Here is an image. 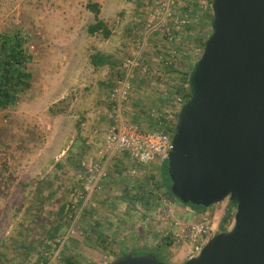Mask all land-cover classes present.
Here are the masks:
<instances>
[{
    "label": "rangeland",
    "instance_id": "rangeland-1",
    "mask_svg": "<svg viewBox=\"0 0 264 264\" xmlns=\"http://www.w3.org/2000/svg\"><path fill=\"white\" fill-rule=\"evenodd\" d=\"M212 1L0 0V39L20 34L31 56L30 88L0 110V264H113L142 251L183 264L232 230L229 200L194 210L162 186L165 166L136 165L107 143L117 119L144 133L150 119L176 125L178 87L212 33ZM90 3L108 39L89 34ZM143 193L154 199L147 207ZM192 225L208 236L176 238Z\"/></svg>",
    "mask_w": 264,
    "mask_h": 264
},
{
    "label": "water",
    "instance_id": "water-1",
    "mask_svg": "<svg viewBox=\"0 0 264 264\" xmlns=\"http://www.w3.org/2000/svg\"><path fill=\"white\" fill-rule=\"evenodd\" d=\"M212 33L188 78L168 157L184 205L229 200L232 230L183 264H264V0H213ZM113 264H167L127 255Z\"/></svg>",
    "mask_w": 264,
    "mask_h": 264
},
{
    "label": "trees",
    "instance_id": "trees-1",
    "mask_svg": "<svg viewBox=\"0 0 264 264\" xmlns=\"http://www.w3.org/2000/svg\"><path fill=\"white\" fill-rule=\"evenodd\" d=\"M88 9L95 14L96 23L88 28L90 35L102 33L108 39L112 32L105 22L99 19L100 6L97 3L88 4ZM25 41L20 34L5 35L0 39V110L14 107L19 101V95L30 88L31 75L27 72V63L31 61V56L27 53L24 47ZM93 63L97 65H105L108 63L107 57L96 55L93 57ZM188 78L189 75L182 79L177 94L181 96L185 102L189 99L188 93ZM173 95V93H171ZM168 122V124H167ZM150 124L153 127L151 132L160 131L167 134H173L175 124L162 119H150ZM150 133V132H149ZM168 163L163 170V187H168L171 193V181L168 176ZM177 199V198H176ZM153 197L150 193L142 194V204L147 207V204L153 202ZM178 200V199H177ZM179 201V200H178ZM180 202V201H179ZM197 211H205L207 208L187 205ZM129 255V254H128ZM130 255H154V252H135ZM156 256V255H155ZM158 258V256H156ZM159 259V258H158Z\"/></svg>",
    "mask_w": 264,
    "mask_h": 264
},
{
    "label": "built area",
    "instance_id": "built-area-1",
    "mask_svg": "<svg viewBox=\"0 0 264 264\" xmlns=\"http://www.w3.org/2000/svg\"><path fill=\"white\" fill-rule=\"evenodd\" d=\"M164 8L166 17L169 16V4L165 3ZM190 20L188 18L176 19V24L188 25ZM129 85L125 81V85ZM130 89V88H129ZM185 103L183 99H178V105L181 106ZM117 123L111 129L108 136L107 143L109 147L119 152L125 153L131 161L136 165L148 167L165 166L168 163L169 153L172 149V135L160 131L144 133L136 130L133 127L126 126L121 119L115 120ZM135 173V171H133ZM86 174H81L80 178L85 179ZM93 179V177H91ZM209 229L205 226H196L188 230V233L177 234V239H188L191 243H196L198 240L208 236ZM198 249V248H197Z\"/></svg>",
    "mask_w": 264,
    "mask_h": 264
},
{
    "label": "crops",
    "instance_id": "crops-1",
    "mask_svg": "<svg viewBox=\"0 0 264 264\" xmlns=\"http://www.w3.org/2000/svg\"><path fill=\"white\" fill-rule=\"evenodd\" d=\"M222 204V203H221ZM219 205V204H218Z\"/></svg>",
    "mask_w": 264,
    "mask_h": 264
}]
</instances>
